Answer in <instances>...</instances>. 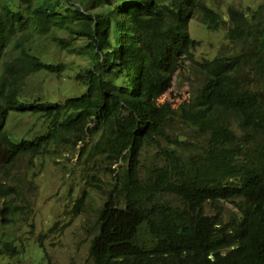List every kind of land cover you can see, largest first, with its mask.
<instances>
[{
  "label": "trees",
  "instance_id": "16d2710c",
  "mask_svg": "<svg viewBox=\"0 0 264 264\" xmlns=\"http://www.w3.org/2000/svg\"><path fill=\"white\" fill-rule=\"evenodd\" d=\"M195 16L228 42L200 62L186 28ZM45 43L90 65L74 77L84 91L62 104L27 87L64 72L42 59ZM184 61L200 84L171 103L164 95ZM25 116L40 131L25 121L18 132ZM176 121L192 140L177 138ZM80 144L79 161L101 155L111 180L91 264H264V0L254 12L230 6L226 18L199 0H0V171ZM147 147L157 148L155 163L144 161ZM4 255L0 264H11Z\"/></svg>",
  "mask_w": 264,
  "mask_h": 264
},
{
  "label": "rangeland",
  "instance_id": "374dc122",
  "mask_svg": "<svg viewBox=\"0 0 264 264\" xmlns=\"http://www.w3.org/2000/svg\"><path fill=\"white\" fill-rule=\"evenodd\" d=\"M199 1L226 18L230 6L245 11L247 8L254 10L263 0ZM186 28L190 37L199 41V47L194 51L197 62L217 55L221 42L222 45H228L223 40V31L208 32L197 17L188 20ZM233 48L230 44V49ZM40 49L44 61L62 63L64 72L60 78L47 74L32 76L27 81V87L61 104L68 98L79 96L84 88L74 77L90 67L87 59L70 53H58L54 46L47 43L40 44ZM188 64L186 61L179 64L170 79L171 85L164 95L165 100L181 102L191 96L192 89L200 84ZM25 121H31L35 124V130L40 131V121L27 116L17 120L21 126L13 127L23 132L27 128L25 124L22 125ZM170 127L177 132V138L184 134L190 140L193 139L187 125L176 121ZM95 140V137H91L87 141ZM82 147L80 144L71 149L61 145L45 157L25 156L6 166L8 169L5 167L0 171V184L3 186L0 188V251L6 254L4 260L11 264H91L88 247L94 232V221L111 180L104 170L107 164L103 163L101 155L89 157L85 162L79 161L78 150ZM143 159L148 164L155 163L159 159L157 148L147 147L143 151ZM92 176L99 178L100 189L91 185L94 184ZM81 189H85L88 195L82 213L75 217L74 199L81 195ZM224 205L226 211H233L228 203ZM211 209L213 207H206L207 212ZM8 237L13 239L15 250L24 252V255L13 256L5 250ZM38 243L46 253L44 258L38 253Z\"/></svg>",
  "mask_w": 264,
  "mask_h": 264
},
{
  "label": "bare ground",
  "instance_id": "6f19581e",
  "mask_svg": "<svg viewBox=\"0 0 264 264\" xmlns=\"http://www.w3.org/2000/svg\"><path fill=\"white\" fill-rule=\"evenodd\" d=\"M249 2H250V1H249ZM249 2H248V3H249ZM248 3H246V4H248ZM172 6H173V5H172ZM253 6H254V5H253ZM255 6H256V5H255ZM250 7H252V6H250ZM252 8H255V7H252ZM251 10H252V9H251ZM254 10H255V9H254ZM254 10H253V12H254ZM251 13H252V12H251ZM198 14H199V13H198ZM198 14H197V15H198ZM247 14H248V13H247ZM253 14H254V13H253ZM197 15H196V16H197ZM250 15H251V14H249L248 17H249ZM196 16H195V17H196ZM198 16H199V15H198ZM248 17H246L245 19H247ZM253 21H254V20H253ZM254 23H255V22H254ZM250 34H251V33H250ZM253 37H254V36H253ZM54 61H55V60H54ZM59 61H60V60H59ZM59 61H58V62H59ZM55 62H56V61H55ZM60 65H61V64H60ZM63 69H64V68H63ZM1 74H2V73H1ZM33 75H34V74H33ZM26 76H27V75H26ZM28 77H29V76H28ZM25 81H26V80H25ZM17 83H18V82H17ZM19 83H20V81H19ZM21 83H22V82H21ZM19 85H20V84H19ZM19 85H17V86H19ZM14 87H15V86H14ZM23 87H24V86H23ZM18 88H19V87H18ZM10 102H12V100H10ZM5 112H6V109H5ZM18 124H19V123H18ZM22 125H24V123H23ZM20 126H21V125H20ZM98 159H99V158H98ZM87 161H88V160H87ZM102 165H103V164H102ZM86 167H87V166H86ZM89 167H90V166H89ZM95 167H96V166H95ZM95 167H94V168H95ZM98 167H99V166H98ZM6 169H8V167H6ZM85 169H86V168H85ZM6 185H7V184H6ZM9 185H10V184H9ZM10 186H11V185H10Z\"/></svg>",
  "mask_w": 264,
  "mask_h": 264
},
{
  "label": "clouds",
  "instance_id": "9594fccd",
  "mask_svg": "<svg viewBox=\"0 0 264 264\" xmlns=\"http://www.w3.org/2000/svg\"><path fill=\"white\" fill-rule=\"evenodd\" d=\"M187 31H188V29H187ZM209 32V31H208ZM188 34H189V32H188ZM190 36V35H189ZM116 166V165H115ZM114 168V167H113ZM230 205V204H229ZM231 208H233V206H231ZM37 246H40L41 247V244L39 245V243H38V245ZM39 254H40V257L41 258H44V257H42V254H41V251H39L38 252ZM45 253V252H44ZM46 254V253H45Z\"/></svg>",
  "mask_w": 264,
  "mask_h": 264
}]
</instances>
